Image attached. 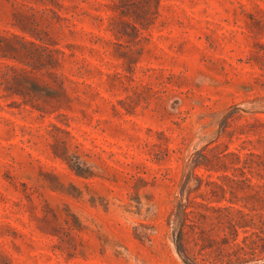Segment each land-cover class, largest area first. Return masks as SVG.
<instances>
[{
	"label": "rangeland",
	"instance_id": "obj_1",
	"mask_svg": "<svg viewBox=\"0 0 264 264\" xmlns=\"http://www.w3.org/2000/svg\"><path fill=\"white\" fill-rule=\"evenodd\" d=\"M210 208L264 264V0H0V264H226Z\"/></svg>",
	"mask_w": 264,
	"mask_h": 264
},
{
	"label": "trees",
	"instance_id": "obj_2",
	"mask_svg": "<svg viewBox=\"0 0 264 264\" xmlns=\"http://www.w3.org/2000/svg\"><path fill=\"white\" fill-rule=\"evenodd\" d=\"M205 160L206 157H202ZM237 160H239V157H235ZM200 166L199 163L195 164V167ZM211 210L217 211V212H225L226 213V227L223 229L224 232V237L221 238L219 242L215 240H210L204 237L203 232L199 230V233L195 231V225L192 223L193 220L190 221V215H197L198 220L199 219H205V215L201 213H195L194 211H185L184 216L182 221L180 222V229L178 232V245L179 249L181 250L182 254H185L186 252V247L185 244L187 242V230L189 229V232L193 235V239L195 244L198 242L200 243H205L208 242L209 245H215L218 246V244L222 245H227L228 249L226 250V256L227 261L226 264H235L237 263L240 259H242L243 256H246L248 251H253L254 246L256 244L254 237L261 240V238L256 234V233H250L248 236H244L241 240H237L238 238V230H244L246 228H251L255 224L253 223V218L252 216L243 213L240 210H235L231 208H210ZM247 232V231H245ZM217 250L220 252H223L224 250L217 247ZM219 260L215 262H211L209 264H224V261H221L223 255L220 256Z\"/></svg>",
	"mask_w": 264,
	"mask_h": 264
}]
</instances>
